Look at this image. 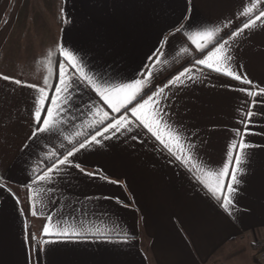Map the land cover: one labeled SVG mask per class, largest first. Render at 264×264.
Returning a JSON list of instances; mask_svg holds the SVG:
<instances>
[{"label":"crops","instance_id":"0c3cea01","mask_svg":"<svg viewBox=\"0 0 264 264\" xmlns=\"http://www.w3.org/2000/svg\"><path fill=\"white\" fill-rule=\"evenodd\" d=\"M253 3L254 13L264 10L260 8L264 0H0V63L29 69V64L46 59V73L56 75L55 84L63 60L60 47L81 58L85 71L118 83L142 78L149 65L154 72L147 92L151 95L185 67L191 68L193 57L201 58L183 33L175 32L184 16L198 26L189 31L221 27L220 35L228 39L247 22L240 13ZM262 25L245 30L229 52L232 66L251 84L196 66L191 73L195 82L186 80L164 93L170 122L196 146L197 162L213 170L225 162L229 143L239 140L235 130L244 133L241 121L248 122L246 113L254 112L231 214L144 129L82 150L76 162L94 175L70 169L72 175L59 182L34 186L37 190L30 200L26 186L31 184L33 169L40 174L46 170L45 155L65 152L71 145L64 137L71 138L77 131L95 134L81 125L91 120L87 106L96 97L79 84L62 113L67 122L61 125V134L47 142L34 141L29 139L33 89L0 79V184L4 185L0 187V264H34L37 249L39 264H264V247L255 248L256 242L264 240V104L260 97L233 90L264 89ZM40 27H52L50 36L56 29L55 56L50 59L40 50L10 61L9 45L23 42L26 30L33 36L30 28ZM32 40L39 44L47 37L34 35ZM157 48L162 49L159 60L150 62L147 57ZM68 71L75 73V69ZM0 76L8 75L0 72ZM132 135L138 138L133 140ZM20 194L28 199L30 232ZM45 224L53 232L59 225L82 228L86 234L43 235ZM97 229L103 235L92 234Z\"/></svg>","mask_w":264,"mask_h":264},{"label":"snow or ice","instance_id":"6c2138e0","mask_svg":"<svg viewBox=\"0 0 264 264\" xmlns=\"http://www.w3.org/2000/svg\"><path fill=\"white\" fill-rule=\"evenodd\" d=\"M255 8L256 5L253 3L252 7L246 8L240 13L241 16L247 17V22L243 23L242 27L232 31L228 39H224L220 35L221 27H204L202 30L189 31V29L198 26L191 22L189 16H184V23H181L175 29V32L183 33L201 58L193 57L194 63L191 68L185 67L183 71L170 79L163 87H156L151 95H147V92L151 91L149 86L154 78V72L149 65H145L147 74H142V78L134 79L128 83H118L111 78L85 71L82 59L63 47L58 49V54L63 57V60L59 62V79L55 85L50 86L47 77L44 78V86L37 87L33 84H24L19 79L0 76V79L11 80L16 85L33 89L35 97L32 105V131L29 139L34 141L45 140L47 142L61 134V125L67 122L62 113L67 111L66 106L71 103V92L74 88H78L79 84H83L98 98L91 99V103L87 106L91 120L86 125H81V128L86 127L94 130L95 134L77 131L71 138L64 137L71 145L70 148L65 149L66 154L65 152H60L59 155L56 152L46 154L44 157L46 170H43L40 174L33 169L31 184L26 186L30 193L29 199H33L31 194L37 190L34 186L51 183L54 179L59 182L72 175L70 169H77L87 176L94 175L86 172L76 162L77 154L82 150H89L93 145H100L102 140L115 138L119 134L131 133L134 129H144L147 134H150L158 142L162 150H165L170 157L174 158V162H179L182 167L192 174L193 179L206 190V194L218 203L222 200L220 206L231 214L236 186L240 183L238 172L243 171L242 164L247 158L246 150L250 147L245 140V136L250 134L248 124L251 123L254 112L248 111L246 113L248 122L241 121L244 124V133L241 134L238 129L235 130V135L239 137V140L233 139L229 143L225 162L222 167L213 170L197 162L196 146L188 142V138L183 134V131L170 122L171 117L163 106L168 99L164 93L166 89L172 86L185 85L186 80L195 82L196 77L191 73L196 69V66L207 69L209 74L216 73L239 81L241 84H251L252 82L246 76L239 74L232 66L233 58L229 52L237 38L245 30L253 29L264 22V10H259L256 14L253 12ZM260 8L264 9V4H261ZM249 13H253V16H249ZM230 23L224 25V27H228ZM161 43L163 44V42ZM161 51V48H157L147 59L150 62L154 59L158 61ZM181 51L186 53L188 49L182 48ZM51 55L49 53V57ZM68 69H75V73L70 74ZM200 75L201 78H205L203 71H200ZM49 88H54V92L50 94ZM233 90L244 93L249 97H260L259 102L264 104V89H260L259 92L242 87L233 88ZM145 95H147V98H144ZM105 106L110 109L111 114L105 109ZM81 137H83L82 140ZM130 138L136 140L138 137L132 135ZM49 163L50 167L47 166ZM101 178L103 179V177ZM0 187H4V185L0 184ZM225 188L227 189L226 192ZM39 191L43 192L45 189L40 188ZM17 203H19L18 200ZM32 215H36V212L33 211ZM48 219L51 220L52 218L49 217ZM54 227L55 231L53 232L50 226L45 224L43 235L53 234L71 238L86 234L82 228L75 226L60 227L56 225ZM92 234L103 235L99 229ZM49 242L44 241L43 243L46 245ZM121 242L126 243L127 241ZM39 252L40 249H37V260L34 264H39Z\"/></svg>","mask_w":264,"mask_h":264},{"label":"trees","instance_id":"16d2710c","mask_svg":"<svg viewBox=\"0 0 264 264\" xmlns=\"http://www.w3.org/2000/svg\"><path fill=\"white\" fill-rule=\"evenodd\" d=\"M45 60V61H44ZM1 62V61H0ZM36 61L34 63L29 64L31 68L26 69V67H23L22 65H11L8 66L2 65L0 63V72H5L8 76H14L16 79L21 80L22 82L28 83V84H39L41 86L43 85L44 78H48V84L54 85L56 81V75L52 73H46V64L48 63L46 59H40L39 61ZM36 66H40L36 69V71H33V68ZM44 70V71H43ZM40 72V73H39ZM41 72H43L41 74ZM10 74V75H9ZM53 88H49L48 91L51 93ZM21 202H22V208L24 213L27 216L28 219V230L30 232L31 230V217L29 215V209H28V199L26 194H20Z\"/></svg>","mask_w":264,"mask_h":264},{"label":"rangeland","instance_id":"374dc122","mask_svg":"<svg viewBox=\"0 0 264 264\" xmlns=\"http://www.w3.org/2000/svg\"><path fill=\"white\" fill-rule=\"evenodd\" d=\"M30 30H31V34H33V36L30 35V33H29L30 31L26 30V33L28 34L26 37H24L26 40L24 39L23 42H19L17 44H12V46L9 45V47L12 49V52H7L10 61L11 60L14 61V59H13L14 57H17V61L20 59L22 60V57H24V56L26 57L27 55H29V53H31L30 55H35L40 50H41V55H44V56L48 55L49 56V53H51L52 54L51 57L55 56V45L57 46V44L55 43V40H56L55 31H56V29L54 28L53 36H50V34H48L50 31L53 30L52 27H43V28L40 27V28H37L34 30H32V28H30ZM41 30L44 33L42 36H41ZM34 35L37 36L38 39L43 38V37H47V40H46V42L44 40H41V43H39V44L34 43V41H36V40H34V41L32 40V38H34ZM51 57H49V58L51 59ZM215 264H221V263H215ZM239 264H242V263H239Z\"/></svg>","mask_w":264,"mask_h":264},{"label":"built area","instance_id":"2783aa9c","mask_svg":"<svg viewBox=\"0 0 264 264\" xmlns=\"http://www.w3.org/2000/svg\"><path fill=\"white\" fill-rule=\"evenodd\" d=\"M262 247H264V240H261L255 243V248L257 250H260Z\"/></svg>","mask_w":264,"mask_h":264}]
</instances>
